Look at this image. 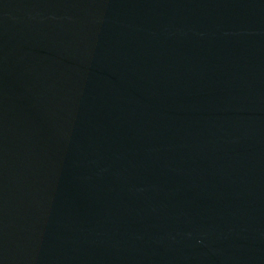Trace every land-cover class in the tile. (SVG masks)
<instances>
[{
	"label": "water",
	"instance_id": "water-1",
	"mask_svg": "<svg viewBox=\"0 0 264 264\" xmlns=\"http://www.w3.org/2000/svg\"><path fill=\"white\" fill-rule=\"evenodd\" d=\"M0 264H264V0H0Z\"/></svg>",
	"mask_w": 264,
	"mask_h": 264
}]
</instances>
